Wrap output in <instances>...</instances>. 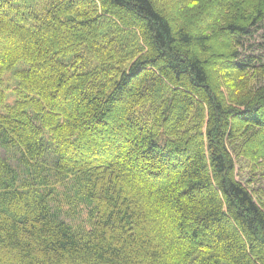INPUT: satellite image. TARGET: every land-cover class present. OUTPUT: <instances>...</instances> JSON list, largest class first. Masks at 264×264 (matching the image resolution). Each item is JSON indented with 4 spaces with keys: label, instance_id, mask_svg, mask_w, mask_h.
Segmentation results:
<instances>
[{
    "label": "trees",
    "instance_id": "obj_1",
    "mask_svg": "<svg viewBox=\"0 0 264 264\" xmlns=\"http://www.w3.org/2000/svg\"><path fill=\"white\" fill-rule=\"evenodd\" d=\"M0 264H264V0H0Z\"/></svg>",
    "mask_w": 264,
    "mask_h": 264
},
{
    "label": "rangeland",
    "instance_id": "obj_2",
    "mask_svg": "<svg viewBox=\"0 0 264 264\" xmlns=\"http://www.w3.org/2000/svg\"><path fill=\"white\" fill-rule=\"evenodd\" d=\"M158 2L159 5L161 6H166V7H171V6H179L181 5L182 3L184 4L185 0H156ZM202 23H197V26L198 25H201ZM258 44V42H257ZM255 49H258L257 47ZM252 81V80H251ZM14 87H10L9 89L6 90V95H7V99L5 101V104H11L13 102V97H12V90H13ZM59 98L61 99L62 96L61 94L59 95ZM118 118L120 119V116H118ZM260 151L263 150V148H260L259 149ZM3 155V153H2ZM242 179H245L242 177ZM143 210V209H142ZM77 218V221L78 220H83L85 218V212L84 210H80L76 216ZM154 222H151L150 223V227H154Z\"/></svg>",
    "mask_w": 264,
    "mask_h": 264
}]
</instances>
